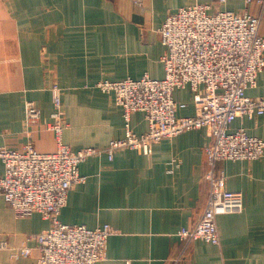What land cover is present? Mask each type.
Here are the masks:
<instances>
[{"label":"crops","instance_id":"crops-1","mask_svg":"<svg viewBox=\"0 0 264 264\" xmlns=\"http://www.w3.org/2000/svg\"><path fill=\"white\" fill-rule=\"evenodd\" d=\"M255 1L0 0V147L22 151L30 141L41 153L56 149L55 135L45 125L53 111L50 90L57 86L66 122L63 142L74 152L97 150L80 163L85 180L69 190L58 220L111 226L115 233L98 264H264V156L215 163L214 173H223L226 188L242 193L243 209L216 219L218 245L182 241L177 232L193 227L207 202L208 130L163 139L148 155L129 148L109 155L108 143L124 135L123 111L95 87L99 81L138 79L145 73L162 78L165 49L158 29L183 6L247 11L260 17L264 39V7ZM263 95L264 69L256 86L246 90L248 98ZM173 98L185 104L178 116L195 114L188 89L175 90ZM27 102L40 111L37 124L29 127L24 123ZM129 128L143 134L145 115L132 113ZM239 128L264 141V114L236 118L230 129ZM49 226L37 213L16 217L0 198V241L7 243L0 248V264H39L33 236ZM22 246L32 248L29 256L17 254Z\"/></svg>","mask_w":264,"mask_h":264},{"label":"built area","instance_id":"built-area-1","mask_svg":"<svg viewBox=\"0 0 264 264\" xmlns=\"http://www.w3.org/2000/svg\"><path fill=\"white\" fill-rule=\"evenodd\" d=\"M140 4L141 0H132ZM253 0H245L250 5ZM224 3L225 0H218ZM264 7V0H256ZM260 17L247 11L221 10L209 4L183 6L166 16L158 29L159 42L165 52L161 58L164 76L152 78L147 73L138 79L99 81L95 87L110 94L114 104L123 111L124 135L111 140L107 152L129 148L148 155L152 146L163 139L185 131L205 128L211 142L204 148L209 170L206 206L191 228L177 232L185 242L203 240L219 244L216 219L221 215L239 213L243 196L228 190L223 173H214L217 161H253L264 156V141L244 129L232 131L238 117L264 114V95L248 98L246 90L256 86L264 69V39L259 35ZM188 89L195 108L193 116H178L184 103L173 98L175 90ZM53 111L45 128L56 138V149L41 153L29 141L22 151L0 147V198L18 218L37 213L47 220L49 228L33 236L39 264H98L105 257L108 238L115 233L110 225L96 228L70 225L58 220L66 205L69 190L83 183L79 165L95 148L72 151L62 140L66 127L61 90L51 88ZM142 112L147 130L135 134L129 128L130 115ZM40 111L27 102L24 123L37 124ZM7 247L0 241V248ZM32 248L22 246L17 254L27 257Z\"/></svg>","mask_w":264,"mask_h":264}]
</instances>
